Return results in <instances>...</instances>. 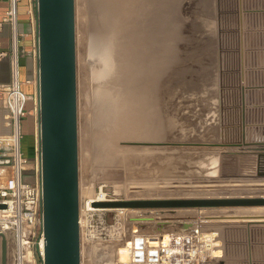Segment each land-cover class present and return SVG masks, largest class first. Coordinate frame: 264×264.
Instances as JSON below:
<instances>
[{
  "label": "rangeland",
  "instance_id": "obj_1",
  "mask_svg": "<svg viewBox=\"0 0 264 264\" xmlns=\"http://www.w3.org/2000/svg\"><path fill=\"white\" fill-rule=\"evenodd\" d=\"M101 1L76 0L82 264H127L130 246L136 259H151L161 232L183 229L215 233L218 264H264V207L105 210L89 206L90 199L102 195L109 200L264 195L258 187L264 183L249 176L255 173L256 155L246 148L254 142V131L264 129V0H125L127 33L122 36L121 62L125 72L114 79L121 81L126 101L134 99L139 85L132 72L135 55L142 53L145 58L143 46L148 49L153 40L158 47L153 42L151 52L158 53L163 46L168 50L163 71L150 76L158 78L156 92L161 94L154 122L134 126L125 133L128 136L114 142H109L102 114L104 89L113 77L107 62L110 31L100 16L105 0ZM249 10H255L251 23ZM245 93L250 100L246 106ZM36 153L40 154L39 145ZM31 259L32 264H41L36 255ZM8 264H12L10 255Z\"/></svg>",
  "mask_w": 264,
  "mask_h": 264
},
{
  "label": "water",
  "instance_id": "obj_2",
  "mask_svg": "<svg viewBox=\"0 0 264 264\" xmlns=\"http://www.w3.org/2000/svg\"><path fill=\"white\" fill-rule=\"evenodd\" d=\"M36 21L43 188L41 264H82L76 0H36ZM258 143L259 147L248 148L256 155V170L249 176L264 183V141ZM91 204L103 209L264 207V195L138 198ZM6 208L0 203V209ZM0 236L2 264H8V242Z\"/></svg>",
  "mask_w": 264,
  "mask_h": 264
},
{
  "label": "built area",
  "instance_id": "obj_3",
  "mask_svg": "<svg viewBox=\"0 0 264 264\" xmlns=\"http://www.w3.org/2000/svg\"><path fill=\"white\" fill-rule=\"evenodd\" d=\"M19 2L20 0H10L9 9L2 17L3 22H7L12 29L9 52L12 79L0 91V108L5 111V126L10 129L9 133H0V149L6 148L9 155V159L0 165V169L2 172L10 169L9 175L0 180V203L7 205L6 209H0V235L7 239L8 255L12 264H32L31 258L37 252L40 255L43 252V188L40 154L31 161L23 151V121L33 113L38 122L39 97L38 93L31 96L22 88ZM35 46L38 54V42ZM30 101H34L33 110L28 109ZM249 101L244 102V105ZM254 133L253 141H264V129L261 132L256 129ZM98 198L107 199L105 195ZM216 241L215 233L193 229L164 231L159 235L154 257L136 259L135 248L130 246L131 261L128 264H218Z\"/></svg>",
  "mask_w": 264,
  "mask_h": 264
},
{
  "label": "bare ground",
  "instance_id": "obj_4",
  "mask_svg": "<svg viewBox=\"0 0 264 264\" xmlns=\"http://www.w3.org/2000/svg\"><path fill=\"white\" fill-rule=\"evenodd\" d=\"M103 1V0H102ZM102 1H101V3H102ZM142 1H144V0H142ZM124 2H125V0H105L104 1V3H102L103 4V6H102V9H101V19H102V21L104 22V24H106V26L109 28V36H107V40H106V42H107V44L109 45V47L107 48V52H108V54H109V56H108V60H107V62H108V64H110V66H109V70H110V72H111V76L113 77V82L111 81L110 83H111V85H110V87L109 88H107V89H104V100H105V106H104V108H103V112H102V114H104V116H105V122H106V129H108V131H107V137H108V139H109V142H114V141H116V139L118 138H121L122 139V137H119V136H123V135H126V136H128L127 134H125V133H127V131L129 132V131H131V129L134 127V126H139V127H145V126H147V125H150L151 126V124L154 122V117L156 118V113L158 112L157 110H158V108L160 107H158V104H160L159 103V101H160V99H161V97L159 96V95H161V94H157V92L156 91H158V87L159 86H157V84L159 83H155L156 82V78L155 79H153V77L152 78H150V76L153 74V76L154 75H156V74H158L161 70H162V66H161V63L163 64V62H164V60L165 59H167L166 58V51L168 50V46H163L162 47V49H158L160 52H158V53H153V52H151V50H152V48H153V42H154V40L153 41H151V43L150 42H148V44H149V48L147 49V47H148V45L146 44V46L144 45L143 47H144V51H146V56H145V58H143V56H142V53H140V56L138 55H135V59H134V64H136L135 66V68H134V71H132L133 72V76L135 77V79L139 82V85H138V89L136 88V94H135V96H133L134 97V99L132 98V100H127L126 101V97L125 98H123V94H122V91H121V87H120V83L119 82H121V81H119L118 79H114V78H119L118 76L120 75V73L123 71L122 70V68H123V65H122V55L124 54L123 53V49H124V46H123V41H122V36L124 35V34H126L127 32H126V29H125V27H126V21H125V17H124V14H125V10H127V9H122V7H123V4H124ZM147 2H148V0H147ZM150 2H153V1H150ZM129 3V2H128ZM149 3V2H148ZM133 4V3H132ZM247 5V4H246ZM261 5V4H260ZM141 6V5H140ZM156 6V5H155ZM248 6H249V4H248ZM128 7H130L131 8V5L130 6H128ZM127 7V8H128ZM134 7V6H133ZM132 7V8H133ZM142 7V6H141ZM150 7V6H149ZM247 7V6H246ZM143 8V7H142ZM146 8V7H145ZM151 8H153V7H151ZM134 9V8H133ZM136 9H138V8H136ZM136 9L134 10V11H136ZM147 9V8H146ZM131 10V9H130ZM148 10H149V8H148ZM147 10V11H148ZM129 11V10H128ZM150 11H151V9H150ZM154 11V10H153ZM246 11H247V9H246ZM250 11V10H249ZM255 11V10H254ZM254 11L252 12V10L249 12V15L248 14H246L248 17L247 18H249V20L247 19V22H249V23H251V22H253V17H254ZM130 12V11H129ZM252 12V13H251ZM132 13V12H131ZM133 13H135V12H133ZM140 13V12H139ZM146 13V12H145ZM148 13V12H147ZM150 13V12H149ZM264 13V12H263ZM129 14V13H128ZM151 14V13H150ZM259 14V13H258ZM261 14V13H260ZM136 15V14H135ZM153 15V14H152ZM128 16V15H127ZM129 16H130V14H129ZM143 16H146V14L145 15H143ZM149 16V15H148ZM264 16V15H263ZM155 17V16H154ZM134 18V17H133ZM138 18V17H137ZM139 18H141V15H140V17ZM146 18V17H145ZM149 17H147V19H148ZM156 19H157V17H155ZM143 19V18H142ZM156 19H154L155 21H156ZM129 20H131V19H129ZM128 20V21H129ZM149 20H153V19H149ZM153 20V21H154ZM139 21V20H138ZM143 21H146V20H143ZM148 21V20H147ZM258 22H259V20H257ZM170 22V21H169ZM130 23V22H129ZM129 23H127V24H129ZM138 24H139V26H141V25H143V24H141L140 25V23L139 22H137ZM145 23V22H144ZM146 23H149V22H146ZM145 23V24H146ZM151 25H152V23H150ZM154 24H156V22L154 23ZM258 24V23H257ZM150 25V26H151ZM158 25V24H157ZM251 25V24H250ZM253 25V24H252ZM131 26V25H130ZM130 26H128L129 28H130ZM155 26V25H154ZM145 27H146V25H145ZM144 27V28H145ZM156 27V26H155ZM169 27V26H168ZM174 27V26H173ZM262 27V26H261ZM132 29H133V27H131ZM150 28V27H149ZM153 28V27H152ZM257 28V27H256ZM140 29H142L141 27H140ZM139 29V30H140ZM155 29H157V30H159L158 28H155ZM108 30V29H107ZM127 30H129V29H127ZM131 30V29H130ZM129 30V31H130ZM135 30V29H134ZM134 30H132V31H134ZM144 30V29H143ZM149 30V29H148ZM250 30V29H249ZM248 30V32H250ZM252 30V29H251ZM152 31V30H151ZM150 31V32H151ZM264 31V30H263ZM105 32H107V31H105ZM126 32V33H125ZM137 32H139V31H137ZM142 32V31H141ZM144 32V31H143ZM146 32V31H145ZM148 32V31H147ZM176 32V31H175ZM246 32V31H245ZM247 32V33H248ZM257 32V31H256ZM252 34H253V31L251 32ZM138 34V33H137ZM148 34V33H147ZM153 34V33H152ZM250 34V33H249ZM104 35H106V34H104ZM108 35V34H107ZM143 35H145V34H143ZM160 35V34H159ZM264 35V34H263ZM128 36V35H127ZM130 36V35H129ZM140 36V35H139ZM165 36H167V35H165ZM171 36V35H170ZM255 35H253L252 36V38L254 37ZM259 35H257V37H258ZM147 37H148V35H147ZM155 37V36H154ZM168 37V36H167ZM193 37V36H192ZM260 37V36H259ZM165 38V37H164ZM251 38V37H250ZM250 38H248V39H250ZM255 38V37H254ZM103 39V38H102ZM156 40L158 39V38H155ZM161 39V38H160ZM257 39V38H256ZM259 39V38H258ZM143 40V39H142ZM142 40H140L141 42H142ZM166 40V39H165ZM171 39H169V41H170ZM150 41V40H149ZM162 41V40H161ZM169 41H168V45H169ZM248 41V40H247ZM102 42V41H101ZM126 42V41H125ZM132 42V41H131ZM137 42V41H136ZM245 42V41H244ZM249 42H252V41H249ZM257 42V41H256ZM135 43V42H134ZM147 43V42H146ZM159 43H161V42H159ZM172 43V42H171ZM248 43V42H247ZM253 43V42H252ZM263 43V42H262ZM103 44H104V46L106 47V45H105V43L103 42ZM130 44V43H129ZM154 44L156 45V43L154 42ZM163 44V43H162ZM253 44H255V43H253ZM252 44V45H253ZM134 45H137V44H134ZM182 45V44H181ZM188 45V44H187ZM251 45V46H252ZM101 46H103V45H101ZM157 46V45H156ZM161 46V45H160ZM247 46H249L248 44H247ZM255 46V45H254ZM260 46V45H259ZM262 46V45H261ZM264 46V45H263ZM105 47H103V48H105ZM158 47V46H157ZM245 47V46H244ZM243 47V48H244ZM132 48V47H131ZM190 48V47H189ZM256 48V47H255ZM129 49V48H128ZM105 50H106V48H105ZM132 50V49H131ZM250 50V49H249ZM255 50V49H254ZM263 50V49H262ZM153 51V50H152ZM157 50H155V52H156ZM246 51V50H245ZM256 51V50H255ZM113 52V53H112ZM170 52V51H169ZM176 52V51H175ZM254 52V51H253ZM258 52H259V50H258ZM123 53V54H122ZM136 53V52H135ZM243 53H245V52H243ZM248 53H250V51L248 52ZM260 53V52H259ZM259 53H257V54H259ZM105 54V53H104ZM252 55V54H251ZM260 55V54H259ZM129 56V55H128ZM133 56V55H132ZM141 56H142V58H141ZM175 56V55H174ZM247 56V55H246ZM261 56H263V55H261ZM134 57V56H133ZM233 57V56H232ZM256 57H260V56H256ZM172 58V57H171ZM174 58V57H173ZM129 59V58H128ZM168 60H169V57H168ZM246 60V59H245ZM124 61V60H123ZM171 62H173L172 60H170ZM260 61H262V60H260ZM259 61V62H260ZM104 62V61H103ZM107 62L105 63V64H107ZM133 62V61H132ZM252 62V61H251ZM258 62V61H257ZM244 63V62H243ZM126 64V63H125ZM245 64V63H244ZM244 64H243V66H244ZM263 64V63H262ZM131 65V64H130ZM165 65H166V63H165ZM258 65H261V64H259L258 63ZM164 66V65H163ZM174 66V65H173ZM251 66V65H250ZM168 67V66H167ZM170 67V66H169ZM191 67V66H190ZM165 68V67H164ZM185 68V67H184ZM246 68V67H245ZM127 69H128V67H127ZM129 69H131V68H129ZM128 69V70H129ZM166 69V68H165ZM214 69V68H213ZM127 70V71H128ZM169 70V69H168ZM168 70L167 71H165V72H168ZM177 70V69H176ZM192 70V69H191ZM250 70H251V67H250ZM257 70H259V69H257ZM163 71V70H162ZM193 71H195V70H193ZM253 71H255L254 69H253ZM105 72V71H104ZM123 72H125V71H123ZM129 72H131V71H129ZM128 72V73H129ZM245 72V71H244ZM261 72V71H260ZM262 72H264V71H262ZM106 73V72H105ZM169 73V72H168ZM171 73V72H170ZM249 73V72H248ZM251 73V72H250ZM259 73V72H258ZM108 74V73H107ZM122 74V73H121ZM131 74V73H130ZM197 74V73H196ZM253 74V73H252ZM126 75V74H125ZM159 75V74H158ZM168 75L169 74H165L164 76H167L168 77ZM248 75V74H247ZM121 76V75H120ZM127 76V75H126ZM162 76H163V74H162ZM170 76V75H169ZM172 76V75H171ZM193 76V75H192ZM191 76V77H192ZM253 76V75H252ZM255 76V75H254ZM253 76V77H254ZM248 77V76H247ZM125 78V77H124ZM129 78V80L131 81V79H130V77H128ZM164 78V77H163ZM254 78H256V77H254ZM121 79H122V77H121ZM126 79V78H125ZM135 79H133L132 78V80H135ZM158 79V78H157ZM166 79V78H165ZM168 79V78H167ZM192 79V78H191ZM135 80V81H136ZM202 80V79H201ZM247 80V79H246ZM123 81H125V80H123ZM157 81H161V80H157ZM163 81H164V79H163ZM200 81V80H199ZM127 82H128V79H127ZM133 82V81H132ZM137 82V83H138ZM170 82L171 81H169L168 83L167 82H165V83H167V85H169L170 84ZM137 83H135V84H137ZM199 83V82H198ZM196 84H197V82H196ZM132 85V84H131ZM130 85V86H131ZM159 85V84H158ZM183 85V84H182ZM200 85H203V84H200ZM134 86V85H133ZM136 86V85H135ZM176 86V85H175ZM184 86V85H183ZM190 86V85H189ZM132 87V86H131ZM162 87V86H161ZM166 87V86H165ZM181 87V86H180ZM186 87V86H185ZM250 87V86H249ZM168 88V86L166 87V89ZM176 88H177V86H176ZM190 88V87H189ZM203 88V87H202ZM160 89V88H159ZM175 89V88H174ZM181 89H182V87H181ZM181 89H179V90H181ZM187 89V88H186ZM185 89V90H186ZM198 89V88H197ZM129 90H130V88H129ZM133 90H134V87H133ZM168 90V89H167ZM172 90V89H171ZM171 90H169V93L171 94ZM176 90H178V89H176ZM189 90V89H188ZM194 90V89H193ZM135 91V90H134ZM160 91V90H159ZM162 91V90H161ZM165 91V90H164ZM198 91V90H197ZM124 92H126V91H124ZM181 92V91H180ZM184 92V91H183ZM190 92V91H189ZM194 92H195V90H194ZM193 92V93H194ZM262 92V91H261ZM128 93H129V91H128ZM135 93V92H134ZM166 93V92H165ZM164 92H163V94H165ZM168 93V92H167ZM166 93V95L165 96H167L168 94ZM173 93H174V91H173ZM252 93V92H251ZM130 94H132V93H130ZM162 94V95H163ZM177 94V93H176ZM175 94V95H176ZM133 95V94H132ZM174 95V94H173ZM172 95V96H173ZM182 95V94H181ZM180 95V96H181ZM185 95V94H184ZM187 95H188V93H187ZM262 95V94H261ZM164 96V95H163ZM164 96V97H165ZM177 96H178V94H177ZM184 97V96H183ZM193 97H194V95H193ZM246 93H245V100H244V102H246ZM175 98V97H174ZM186 98V97H185ZM185 98H183L184 100H185ZM188 98V97H187ZM253 98V97H252ZM182 99V98H181ZM192 100H193V98H192ZM256 100V99H255ZM168 101H170V99L168 100ZM180 101V100H179ZM186 101V100H185ZM188 101V100H187ZM174 102V101H173ZM172 102V103H173ZM177 102V101H176ZM193 102V101H192ZM163 103V102H162ZM185 103V102H184ZM167 104H169V103H167ZM170 104H171V102H170ZM178 104V103H177ZM188 104V103H187ZM175 104H173V106H174ZM181 105V104H180ZM184 105V104H183ZM182 105V106H183ZM193 105V104H192ZM196 104H194V106H195ZM165 106V105H164ZM166 107V106H165ZM168 107V106H167ZM174 107H176V106H174ZM181 107V106H180ZM163 108V107H162ZM161 108V109H162ZM165 109V108H164ZM176 109H177V107H176ZM176 109H174V110H176ZM195 109V108H194ZM193 109V110H194ZM167 110V109H166ZM169 110H171V109H169ZM183 110H184V108H183ZM189 110V109H188ZM191 110V109H190ZM172 111V110H171ZM177 111V110H176ZM160 112V111H159ZM169 112V111H168ZM181 112V111H180ZM189 112V111H188ZM192 112V111H191ZM171 113V112H170ZM166 114V113H165ZM248 115H249V113H248ZM159 116V115H158ZM168 116H169V113H168ZM175 116V115H174ZM193 116V115H192ZM254 116V115H253ZM264 116V115H263ZM171 117V116H170ZM173 117V116H172ZM177 117V116H176ZM262 117V116H261ZM158 119V118H157ZM157 119H156V121H157ZM186 119L188 120V118L186 117ZM185 120V119H184ZM264 121V120H263ZM104 122V123H105ZM162 122V121H161ZM185 122V121H184ZM187 122V121H186ZM190 122V121H189ZM169 123V122H168ZM249 123V122H248ZM158 124V123H157ZM169 125V124H168ZM249 126V125H248ZM264 126V125H263ZM251 127V126H250ZM252 127H253V125H252ZM256 127V126H255ZM156 128V127H155ZM210 128V127H209ZM246 129V128H245ZM250 129V128H249ZM260 129V128H259ZM206 130V129H205ZM227 130V129H226ZM106 131V130H105ZM250 131V130H249ZM104 132V131H103ZM132 132V131H131ZM134 133V132H133ZM138 133V132H137ZM172 133V132H171ZM244 134H245V139L247 138V135H248V131L247 130H245L244 131ZM106 135V134H105ZM136 135V134H135ZM175 135V134H174ZM106 137V138H107ZM124 137V136H123ZM134 137V136H133ZM127 138V137H126ZM135 138V137H134ZM139 138V137H138ZM128 139V138H127ZM126 139V140H127ZM136 140H137V138H135ZM155 139H157V138H155ZM122 141V140H121ZM108 142V143H109ZM123 142H125V141H123ZM141 142V141H140ZM107 143V144H108ZM115 144V143H114ZM117 144H118V142H117ZM113 145V144H112ZM116 145V144H115ZM257 145H260V143H258V141L256 142V141H254V142H252V143H250L249 145H248V147H246V148H249V147H251V148H257V147H259V146H257ZM140 146V145H139ZM115 147V146H114ZM119 147V146H118ZM117 147V148H118ZM130 147V146H129ZM143 147V146H142ZM113 149H115V148H113ZM119 149V148H118ZM117 149V150H118ZM125 149V148H124ZM127 150V149H126ZM131 150V149H130ZM147 151V150H146ZM113 152H114V150H113ZM116 152V151H115ZM123 153V152H122ZM125 156V155H124ZM121 158V157H120ZM129 159V158H128ZM127 162V161H126ZM157 164V163H156ZM135 166V165H134ZM260 189H264V186H258ZM146 196V195H145ZM151 196V195H150ZM233 196V195H232ZM147 197V196H146ZM94 201H107V199H90L89 200V206H90V208L91 209H93L94 207L92 206V202H94ZM95 209V208H94ZM97 209H103V208H97ZM121 209V208H120ZM123 209V208H122ZM124 209H126V208H124ZM105 210H114V209H105ZM136 240V239H135ZM138 240V239H137ZM44 245V242H42V244H41V250L43 251V246ZM124 249H125V247H124ZM152 254V253H151ZM155 254V253H154ZM121 255V254H120ZM153 255V254H152ZM117 256V255H116ZM122 257V256H121ZM120 257V258H121ZM140 257V256H139ZM139 257H138V259H139ZM154 257V256H153ZM123 258V257H122ZM123 261H124V259H123ZM121 263V262H120ZM126 263V262H125ZM128 264V263H127Z\"/></svg>",
  "mask_w": 264,
  "mask_h": 264
},
{
  "label": "crops",
  "instance_id": "obj_5",
  "mask_svg": "<svg viewBox=\"0 0 264 264\" xmlns=\"http://www.w3.org/2000/svg\"><path fill=\"white\" fill-rule=\"evenodd\" d=\"M10 0H0V91L8 85L12 79L11 62L9 52L11 50L12 29L2 17L8 11ZM19 33H20V78L22 88L31 96L38 93V56L35 52L37 45V21L36 6L34 0H20L19 3ZM34 101H30V110L34 109ZM5 111L0 108V133H9L10 129L5 126ZM23 144L27 157L35 160L38 147V122L37 117L30 113L23 122ZM36 153V154H35ZM35 154V156H34ZM9 159L6 148L0 150V165ZM9 168L2 172L0 169V180L9 175ZM3 173V174H2ZM5 174V175H4ZM190 225V224H188ZM32 261V260H31Z\"/></svg>",
  "mask_w": 264,
  "mask_h": 264
},
{
  "label": "trees",
  "instance_id": "obj_6",
  "mask_svg": "<svg viewBox=\"0 0 264 264\" xmlns=\"http://www.w3.org/2000/svg\"><path fill=\"white\" fill-rule=\"evenodd\" d=\"M19 3H20V2H19ZM18 8H19V6H18ZM28 109H30V103H29V105H28ZM23 122H24V121H23ZM23 151H24L25 155L27 156V154H26V150H25V147H24V144H23ZM36 256H37L38 261L41 262V257H40V255H39V252L36 253Z\"/></svg>",
  "mask_w": 264,
  "mask_h": 264
}]
</instances>
